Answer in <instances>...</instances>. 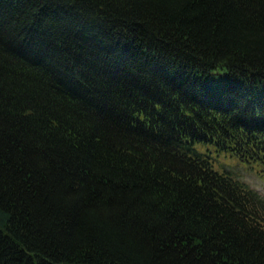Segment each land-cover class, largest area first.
I'll list each match as a JSON object with an SVG mask.
<instances>
[{"label": "trees", "instance_id": "obj_1", "mask_svg": "<svg viewBox=\"0 0 264 264\" xmlns=\"http://www.w3.org/2000/svg\"><path fill=\"white\" fill-rule=\"evenodd\" d=\"M223 152L264 176V0H0V264H264Z\"/></svg>", "mask_w": 264, "mask_h": 264}, {"label": "rangeland", "instance_id": "obj_2", "mask_svg": "<svg viewBox=\"0 0 264 264\" xmlns=\"http://www.w3.org/2000/svg\"><path fill=\"white\" fill-rule=\"evenodd\" d=\"M213 166L216 169H222L224 167L230 169L236 176L264 195V176L260 175L255 167L247 165L246 162L237 157L228 156L224 152L217 155L215 160H213Z\"/></svg>", "mask_w": 264, "mask_h": 264}]
</instances>
